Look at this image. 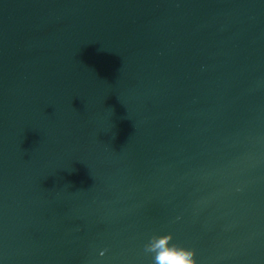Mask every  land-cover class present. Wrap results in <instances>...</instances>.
<instances>
[{"label": "water", "instance_id": "1", "mask_svg": "<svg viewBox=\"0 0 264 264\" xmlns=\"http://www.w3.org/2000/svg\"><path fill=\"white\" fill-rule=\"evenodd\" d=\"M169 233L264 264V0H0V264Z\"/></svg>", "mask_w": 264, "mask_h": 264}, {"label": "clouds", "instance_id": "2", "mask_svg": "<svg viewBox=\"0 0 264 264\" xmlns=\"http://www.w3.org/2000/svg\"><path fill=\"white\" fill-rule=\"evenodd\" d=\"M171 233L153 235L145 244V253L152 254V264H197L195 249L172 243ZM104 255L103 252L100 253Z\"/></svg>", "mask_w": 264, "mask_h": 264}]
</instances>
